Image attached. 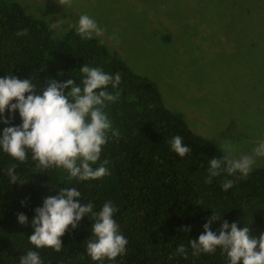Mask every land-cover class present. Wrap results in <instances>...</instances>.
Listing matches in <instances>:
<instances>
[{
  "label": "trees",
  "instance_id": "1",
  "mask_svg": "<svg viewBox=\"0 0 264 264\" xmlns=\"http://www.w3.org/2000/svg\"><path fill=\"white\" fill-rule=\"evenodd\" d=\"M23 29L28 34L17 36ZM83 64L121 74L120 97L105 108L119 133V138L109 137L101 155L109 174L77 182L62 169L37 168L31 153L27 163L19 164L0 149V264H19L29 250L38 251L43 264H100L86 252L93 227L87 217L61 238L59 253L50 248L37 250L29 243L35 209L63 187H78L82 203L91 202L96 212L107 201L118 209L114 219L128 244L126 255L114 264H228L220 249L193 256L189 241L198 242L203 225L213 214L221 220L212 224V231L227 220L240 229L248 227L250 235L258 238L264 232V166L253 169L247 178L238 172L223 173L211 184L205 183L209 161L224 154L192 133L180 115L167 110L152 83L131 72L97 38L82 39L76 28L59 33L23 12L15 1L0 0V77L31 78L41 88L46 78L60 82L71 78L79 84ZM8 117L6 110L0 119ZM20 124L17 112L11 124L0 122V136L5 127ZM176 135L193 149L190 155L180 158L173 152L170 141ZM13 163L25 180L22 184H12L6 175ZM225 179L234 184L228 191L221 187ZM19 213L28 218L27 224L18 222ZM185 227L191 231H180ZM181 244L188 249L187 259L176 252Z\"/></svg>",
  "mask_w": 264,
  "mask_h": 264
},
{
  "label": "rangeland",
  "instance_id": "2",
  "mask_svg": "<svg viewBox=\"0 0 264 264\" xmlns=\"http://www.w3.org/2000/svg\"><path fill=\"white\" fill-rule=\"evenodd\" d=\"M59 33L87 14L120 62L224 155L264 140V0H11ZM115 36V39L112 37ZM264 166L257 157L253 169Z\"/></svg>",
  "mask_w": 264,
  "mask_h": 264
},
{
  "label": "clouds",
  "instance_id": "3",
  "mask_svg": "<svg viewBox=\"0 0 264 264\" xmlns=\"http://www.w3.org/2000/svg\"><path fill=\"white\" fill-rule=\"evenodd\" d=\"M71 2L62 0L69 7ZM63 22L51 23V27L55 29ZM76 30L85 40L105 35V29L87 14L79 17ZM27 34V29L16 33L17 36ZM79 71L83 77L79 84L71 78L63 82L46 78L42 88L31 78L21 80L12 74L0 77V118L6 110L9 114L0 122L11 124L17 112L21 120L19 126L4 128L0 149L19 164L27 163L31 153V160L37 168L45 171L62 169L75 181L86 182L109 174L107 162L101 161V155L109 137L119 138V133L113 129L105 108L120 97L121 74L111 75L88 64H83ZM170 143L171 149L180 158L193 151L183 143L180 135L174 136ZM257 157H264V140L253 148L250 155L242 154L236 158L231 150H226L222 158L215 157L209 161L205 183L211 184L214 177L223 173L232 176L238 172L242 178H247ZM6 175L12 184L25 182L17 174V163L7 167ZM233 186L230 179L223 180L221 184L224 191ZM21 205L24 206L25 202L22 201ZM117 211L112 201H107L96 212L91 202L82 203L78 187H63L58 190V195L44 198L42 206L35 209L29 243L37 250L50 248L59 253L63 248L61 238L69 228L75 230L87 217L93 223L92 238L86 241L87 254L100 264L105 260L114 264L118 257L126 255L128 244L114 219ZM17 218L21 225L28 223L23 213H19ZM220 220L221 217L213 214L203 225L204 231L199 235L198 242L189 241L192 255L210 254L220 249L226 254L228 264H264V232L255 238L250 235L248 227L240 229L237 223L229 224L227 220L217 231H212V224ZM180 231L190 232L191 228L185 227ZM176 252L184 259L188 258V249L183 244ZM19 264H43V261L38 251L29 250Z\"/></svg>",
  "mask_w": 264,
  "mask_h": 264
}]
</instances>
